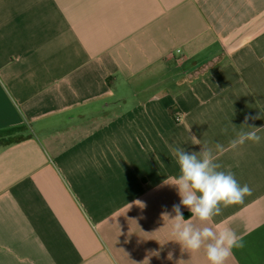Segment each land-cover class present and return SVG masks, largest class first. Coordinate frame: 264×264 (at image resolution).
I'll return each instance as SVG.
<instances>
[{
    "label": "crops",
    "instance_id": "crops-1",
    "mask_svg": "<svg viewBox=\"0 0 264 264\" xmlns=\"http://www.w3.org/2000/svg\"><path fill=\"white\" fill-rule=\"evenodd\" d=\"M253 126L216 160L252 194L181 205L242 237L225 264H264V0H0V264H209L170 146Z\"/></svg>",
    "mask_w": 264,
    "mask_h": 264
},
{
    "label": "clouds",
    "instance_id": "clouds-1",
    "mask_svg": "<svg viewBox=\"0 0 264 264\" xmlns=\"http://www.w3.org/2000/svg\"><path fill=\"white\" fill-rule=\"evenodd\" d=\"M249 119L258 117H245V124ZM260 128L251 127L249 131L241 132L231 139L226 149L224 145H215L216 153L205 146L199 153L187 152L180 147L170 146L172 156L176 159L179 174L172 182L165 184L176 188L180 197V204L173 205L175 213L172 225V234L176 240L188 251L197 252L202 247L206 251L209 264H225L232 255L233 248H243L242 237H238L230 229L214 230L212 227L196 228L192 219H185L181 212V205L188 208L192 217L200 222L212 221L221 214L223 207L243 203L245 196L251 195L252 190L247 185H241L234 174L218 169L221 165L216 162L220 155L227 150H235L246 142L259 144L262 137L258 135ZM227 132V129H224ZM193 145L201 144L195 136L190 137ZM168 213L164 217H168ZM171 257V253L169 254Z\"/></svg>",
    "mask_w": 264,
    "mask_h": 264
},
{
    "label": "built area",
    "instance_id": "built-area-1",
    "mask_svg": "<svg viewBox=\"0 0 264 264\" xmlns=\"http://www.w3.org/2000/svg\"><path fill=\"white\" fill-rule=\"evenodd\" d=\"M181 118H182L181 113H176L175 119L181 120Z\"/></svg>",
    "mask_w": 264,
    "mask_h": 264
}]
</instances>
